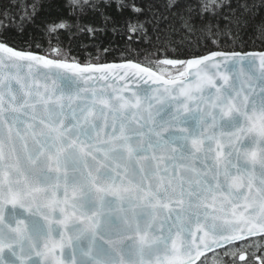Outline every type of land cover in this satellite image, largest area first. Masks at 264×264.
<instances>
[{
  "label": "snow or ice",
  "instance_id": "snow-or-ice-1",
  "mask_svg": "<svg viewBox=\"0 0 264 264\" xmlns=\"http://www.w3.org/2000/svg\"><path fill=\"white\" fill-rule=\"evenodd\" d=\"M43 7L0 0V264H205L264 237V52L177 54L155 70L127 59L82 65L51 42L71 32L63 18L45 24V54L13 47L8 33L22 36ZM60 7L105 22L108 10H147L215 44L232 29L238 40L264 0ZM221 17L223 33L212 22Z\"/></svg>",
  "mask_w": 264,
  "mask_h": 264
},
{
  "label": "trees",
  "instance_id": "trees-1",
  "mask_svg": "<svg viewBox=\"0 0 264 264\" xmlns=\"http://www.w3.org/2000/svg\"><path fill=\"white\" fill-rule=\"evenodd\" d=\"M43 2L44 7L39 11L35 23L27 25L22 36L15 31L8 33L9 43L13 47H21L32 52L45 54L49 50L50 41V37L45 35V24L63 18L73 25L72 30L71 32L59 30L61 35L58 38H52L51 42L53 45H57L58 41V46L66 53H70L66 57H61L62 59L66 58L68 61H75L82 65L124 62L127 59L154 69L153 61L172 58L177 54L183 59L203 56L216 50L225 52L264 51V38H261L258 31V26H264V12L248 18L247 23L240 29L238 40L235 39V29H232L231 35L221 34L215 37L216 43L213 44L199 31L194 34L185 33L180 28L178 19L170 17L168 22L161 20L157 24L152 13L147 10L139 16H135L127 10L123 13L108 10L106 14L113 18L108 22H105L98 15L93 16L91 13L77 21L75 16L68 14L66 10L60 7L62 0H43ZM233 7H235V0H233ZM159 11H163V8H160ZM129 19L133 23L139 20L143 23V29H138L135 33L130 32L125 23ZM77 22L95 27L98 31L92 34L88 31L78 30L75 27ZM169 22L173 23L178 31H165L166 24ZM212 22L218 24L221 32H224L227 22L223 17L218 20L213 18ZM197 23H199L198 19ZM130 35L132 39H129ZM37 44L40 45L39 48L36 47ZM105 48L111 50L104 52ZM127 49L132 50L130 54L127 53ZM263 248L264 244L256 249L254 258H251L250 250L247 249L249 256L244 261L235 255L232 257L229 255L220 256L218 254L220 252L211 255L210 258L218 255L219 264H264Z\"/></svg>",
  "mask_w": 264,
  "mask_h": 264
},
{
  "label": "rangeland",
  "instance_id": "rangeland-1",
  "mask_svg": "<svg viewBox=\"0 0 264 264\" xmlns=\"http://www.w3.org/2000/svg\"><path fill=\"white\" fill-rule=\"evenodd\" d=\"M69 62H72V61H69ZM153 64H154V69L153 70H155V69H157V67H158V65H157V60L156 61H153ZM150 69H152V68H150ZM262 238H264V237H261V238H255V239H251V240H249V241H244V242H241V243H245V244H248L249 246H247V247H241V248H239V250H235L234 251V254L233 253H229L228 255H229V257H232V256H234L235 255V257H237L238 259H239V256H240V254H244L245 255V257L247 258L248 256H249V253L247 252L248 250H250V253H251V258H254L253 257V255H254V253H256V249L260 246V245H263L264 244V242H262V241H264V239H262ZM230 247H232V246H230ZM248 249V250H247ZM224 251V249H222V250H219V251H216V253H218V252H223ZM262 252H264V248L262 249ZM213 254H215V253H212V254H210V255H208L207 257H209L207 260H206V258H202V259H204V262H205V264H219L220 262H219V257H218V255H216V256H214V259L213 258H210V256L211 255H213ZM218 260V261H217ZM217 261V262H216Z\"/></svg>",
  "mask_w": 264,
  "mask_h": 264
},
{
  "label": "water",
  "instance_id": "water-1",
  "mask_svg": "<svg viewBox=\"0 0 264 264\" xmlns=\"http://www.w3.org/2000/svg\"><path fill=\"white\" fill-rule=\"evenodd\" d=\"M259 52H264V51H247V52H241V53H259ZM96 65H101V64H96ZM143 66V65H142ZM145 67V66H144ZM255 238H260L259 236H257V237H252V238H250V240L251 239H255ZM219 250H222V249H218L217 251H219ZM210 254H212V253H208V254H206V256H208V255H210Z\"/></svg>",
  "mask_w": 264,
  "mask_h": 264
},
{
  "label": "bare ground",
  "instance_id": "bare-ground-1",
  "mask_svg": "<svg viewBox=\"0 0 264 264\" xmlns=\"http://www.w3.org/2000/svg\"><path fill=\"white\" fill-rule=\"evenodd\" d=\"M261 238V237H260Z\"/></svg>",
  "mask_w": 264,
  "mask_h": 264
}]
</instances>
